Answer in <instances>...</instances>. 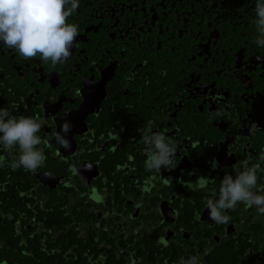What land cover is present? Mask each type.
I'll use <instances>...</instances> for the list:
<instances>
[{"label":"flooded vegetation","instance_id":"flooded-vegetation-1","mask_svg":"<svg viewBox=\"0 0 264 264\" xmlns=\"http://www.w3.org/2000/svg\"><path fill=\"white\" fill-rule=\"evenodd\" d=\"M255 5L80 0L68 20L80 34L55 68L0 44V108L38 117L50 142L36 173L14 171L18 147L0 146V264H264V215L238 204L215 224L206 207L233 165L264 155ZM149 120L177 144L175 169L146 171ZM65 122L68 150L55 140Z\"/></svg>","mask_w":264,"mask_h":264},{"label":"clouds","instance_id":"clouds-1","mask_svg":"<svg viewBox=\"0 0 264 264\" xmlns=\"http://www.w3.org/2000/svg\"><path fill=\"white\" fill-rule=\"evenodd\" d=\"M79 7L80 0H0V44L24 60L38 57L42 63L55 68L72 55V48L80 33L79 25L69 23L68 20ZM255 13L252 22L256 30L254 43L264 48V0H256ZM210 98L217 103L223 99L219 94ZM154 123L149 120L146 126L138 130L145 145V169L156 173H160L162 167L175 169L178 146L165 133L154 132ZM41 127L42 122L38 117L20 116L17 119L7 109L0 108V146L9 153L17 147L19 150L18 157L10 164L14 171L23 168L26 172L36 173L44 164L46 157L40 145L43 143L49 146L50 142L41 140L38 135ZM72 127L71 123L65 122L61 131L55 135L56 143L66 150L70 147L66 136ZM2 161L0 157V163ZM259 161L249 166L248 160H239L233 165L235 178L230 174L225 175L220 182L218 198L206 200V207L210 210L209 218L215 224L229 223L231 217L226 212L235 210L238 204L248 209L255 207L260 215H264V194H259L264 193V187L258 188L257 175L264 171L261 167L264 155L259 157ZM217 166L213 162V168ZM85 170L91 171L92 166L86 165ZM69 172L76 175L79 170L72 165ZM208 183L206 177L196 181L200 189L207 188ZM188 186L191 187V183ZM180 264H199V258H181Z\"/></svg>","mask_w":264,"mask_h":264},{"label":"trees","instance_id":"trees-1","mask_svg":"<svg viewBox=\"0 0 264 264\" xmlns=\"http://www.w3.org/2000/svg\"><path fill=\"white\" fill-rule=\"evenodd\" d=\"M109 257H110V256H109ZM110 258H111V257H110ZM111 259L115 260L113 257H112ZM19 260H20V261H19V264H20V262L23 263V264L26 263V262H24L23 260H21L20 258H19ZM64 264H71V262H70V261H69V262H65Z\"/></svg>","mask_w":264,"mask_h":264}]
</instances>
